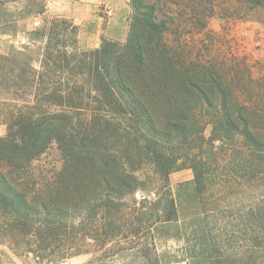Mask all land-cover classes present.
I'll use <instances>...</instances> for the list:
<instances>
[{
  "label": "trees",
  "instance_id": "16d2710c",
  "mask_svg": "<svg viewBox=\"0 0 264 264\" xmlns=\"http://www.w3.org/2000/svg\"><path fill=\"white\" fill-rule=\"evenodd\" d=\"M129 5L124 43L81 51L54 17L0 55V245L35 264H264V77L181 37L264 24V0ZM45 15L46 0H0V37ZM53 145L61 165L37 174Z\"/></svg>",
  "mask_w": 264,
  "mask_h": 264
},
{
  "label": "rangeland",
  "instance_id": "374dc122",
  "mask_svg": "<svg viewBox=\"0 0 264 264\" xmlns=\"http://www.w3.org/2000/svg\"><path fill=\"white\" fill-rule=\"evenodd\" d=\"M52 18L54 17L48 14L30 18L20 24V31L16 34L0 37V55H8L12 48L18 49L27 45L28 33L42 29L46 24L45 21H50ZM181 37L194 49V54L200 53L208 63L214 62L222 69L240 66L248 69L256 79L264 77V24L255 19L230 23L212 19L205 30L192 34L184 33ZM170 39L173 40L174 36ZM77 49L85 51L78 44ZM256 88L258 89L257 86ZM12 97L14 96L0 86L1 102ZM5 133L6 127L0 122V136ZM209 133L210 128L207 131V134ZM61 159L57 146L53 145L46 154L33 163L32 168L39 174L44 170L59 167ZM170 179L172 186L176 187L181 182L192 180L193 172L191 170L175 172ZM90 257L76 256L63 260L60 264H85ZM0 264H35V262L30 256L15 254L5 245H0Z\"/></svg>",
  "mask_w": 264,
  "mask_h": 264
},
{
  "label": "crops",
  "instance_id": "0c3cea01",
  "mask_svg": "<svg viewBox=\"0 0 264 264\" xmlns=\"http://www.w3.org/2000/svg\"><path fill=\"white\" fill-rule=\"evenodd\" d=\"M70 20L78 28V46L99 48L103 39L128 38L129 0H46V15Z\"/></svg>",
  "mask_w": 264,
  "mask_h": 264
},
{
  "label": "built area",
  "instance_id": "2783aa9c",
  "mask_svg": "<svg viewBox=\"0 0 264 264\" xmlns=\"http://www.w3.org/2000/svg\"><path fill=\"white\" fill-rule=\"evenodd\" d=\"M39 24V23H38Z\"/></svg>",
  "mask_w": 264,
  "mask_h": 264
}]
</instances>
